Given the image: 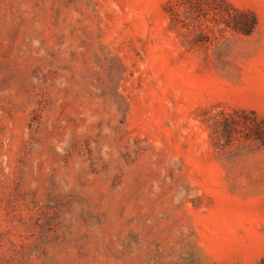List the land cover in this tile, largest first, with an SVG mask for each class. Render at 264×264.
<instances>
[{
    "label": "rangeland",
    "instance_id": "1",
    "mask_svg": "<svg viewBox=\"0 0 264 264\" xmlns=\"http://www.w3.org/2000/svg\"><path fill=\"white\" fill-rule=\"evenodd\" d=\"M262 257L264 0H0V264Z\"/></svg>",
    "mask_w": 264,
    "mask_h": 264
},
{
    "label": "trees",
    "instance_id": "2",
    "mask_svg": "<svg viewBox=\"0 0 264 264\" xmlns=\"http://www.w3.org/2000/svg\"><path fill=\"white\" fill-rule=\"evenodd\" d=\"M211 1H215V0H211ZM205 10L206 12L209 11V9L206 8ZM231 10L232 11L227 10V14L223 18L224 22L228 26H231L234 29L247 34L251 33L255 29L257 25V18L252 11L240 9L235 6H231ZM215 264H224V263H215ZM253 264H264V257H262L256 263Z\"/></svg>",
    "mask_w": 264,
    "mask_h": 264
}]
</instances>
